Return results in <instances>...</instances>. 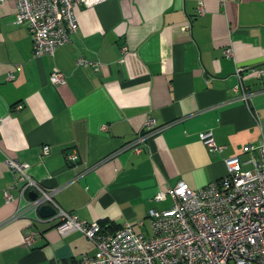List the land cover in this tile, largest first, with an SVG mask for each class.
<instances>
[{
    "label": "crops",
    "instance_id": "obj_1",
    "mask_svg": "<svg viewBox=\"0 0 264 264\" xmlns=\"http://www.w3.org/2000/svg\"><path fill=\"white\" fill-rule=\"evenodd\" d=\"M14 17V2L0 3V264H75L95 251L79 232L60 236L54 216L15 217L31 191L21 196L5 157L27 163L34 180L56 191L63 211L105 231L130 223L150 236L148 212L170 205L169 198L154 200L159 189L177 182L201 188L225 175L226 158L244 159L249 147L264 144V0L76 6L70 42L39 59L27 26L13 25ZM79 58L100 69L77 66ZM236 69H243L246 103L234 90ZM55 72L65 77L63 85H51ZM148 117L157 128L150 137ZM205 131L224 147L220 154L199 140ZM27 231L31 248L23 244Z\"/></svg>",
    "mask_w": 264,
    "mask_h": 264
},
{
    "label": "built area",
    "instance_id": "obj_2",
    "mask_svg": "<svg viewBox=\"0 0 264 264\" xmlns=\"http://www.w3.org/2000/svg\"><path fill=\"white\" fill-rule=\"evenodd\" d=\"M9 0H0L4 3ZM15 6L13 25L25 24L31 37L32 56H52L54 52L70 42L77 31L76 6L92 8L108 0H11ZM197 15L202 16L204 8L199 3ZM126 48L122 47L124 54ZM224 56L232 55L231 48L224 50ZM122 59L119 60V63ZM77 66L100 69L99 62L79 58ZM236 69L238 84L234 90L246 103L250 97L243 85L241 72ZM251 72L260 78L261 69ZM12 79V74L8 75ZM65 77L60 72L52 73L50 83L63 85ZM22 106H16V110ZM1 122V119H0ZM148 136L157 133L155 120L148 117L144 124ZM147 136V137H148ZM146 137V138H147ZM199 140L213 155L220 154L224 147L218 146L210 131L198 134ZM145 138H139L143 142ZM43 154L48 148L44 147ZM256 153V156L253 153ZM69 163L76 162V155L66 157ZM3 165L17 174L22 183L21 196L26 191L36 194L28 200L23 210L34 214V220H42L38 209L50 206L55 210L56 231L60 236L70 232L83 234L94 246L92 255H83L75 264H264V144L249 147L247 156L229 157L224 160L226 173L219 180L191 189L183 182L163 187L154 196L156 202L169 198L170 205L164 210H150L147 220L150 236L136 233L130 223L113 231L103 230L98 223H87L75 214L63 211L55 202V190L44 189L30 174V166L5 157ZM10 189L4 191L5 203L13 200ZM143 222H139L141 225ZM32 234L23 235V244L31 248Z\"/></svg>",
    "mask_w": 264,
    "mask_h": 264
},
{
    "label": "water",
    "instance_id": "obj_3",
    "mask_svg": "<svg viewBox=\"0 0 264 264\" xmlns=\"http://www.w3.org/2000/svg\"><path fill=\"white\" fill-rule=\"evenodd\" d=\"M30 200H34L36 198V194L33 192H30L29 194ZM38 216L41 219L53 217L55 215V210L50 206H42L38 209Z\"/></svg>",
    "mask_w": 264,
    "mask_h": 264
},
{
    "label": "trees",
    "instance_id": "obj_4",
    "mask_svg": "<svg viewBox=\"0 0 264 264\" xmlns=\"http://www.w3.org/2000/svg\"><path fill=\"white\" fill-rule=\"evenodd\" d=\"M100 227H101V225H100ZM102 228V227H101ZM119 228V227H118ZM117 229V228H116Z\"/></svg>",
    "mask_w": 264,
    "mask_h": 264
}]
</instances>
